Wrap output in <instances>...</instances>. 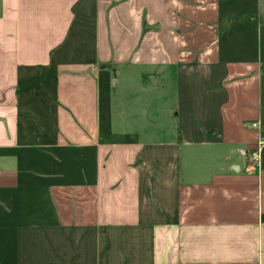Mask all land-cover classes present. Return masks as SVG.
<instances>
[{
  "label": "crops",
  "instance_id": "1",
  "mask_svg": "<svg viewBox=\"0 0 264 264\" xmlns=\"http://www.w3.org/2000/svg\"><path fill=\"white\" fill-rule=\"evenodd\" d=\"M0 264H264V0H0Z\"/></svg>",
  "mask_w": 264,
  "mask_h": 264
},
{
  "label": "built area",
  "instance_id": "2",
  "mask_svg": "<svg viewBox=\"0 0 264 264\" xmlns=\"http://www.w3.org/2000/svg\"><path fill=\"white\" fill-rule=\"evenodd\" d=\"M254 127H256V124H253ZM253 160L259 163V154L258 152L253 154Z\"/></svg>",
  "mask_w": 264,
  "mask_h": 264
}]
</instances>
